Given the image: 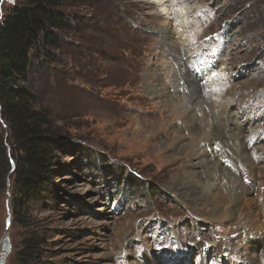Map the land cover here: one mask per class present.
Listing matches in <instances>:
<instances>
[{
	"label": "rangeland",
	"instance_id": "obj_1",
	"mask_svg": "<svg viewBox=\"0 0 264 264\" xmlns=\"http://www.w3.org/2000/svg\"><path fill=\"white\" fill-rule=\"evenodd\" d=\"M22 1L0 0V22ZM76 1L65 8L77 21L71 20L60 33L59 61H46L29 72L38 105L71 145L57 151L60 164L50 180L53 196L28 198L23 210L13 199L12 154L18 152L5 142L11 164L0 185V239L7 229L10 251L3 264H20L18 253L30 230L43 235L44 250L34 264H168L162 252L178 240L204 242L207 264L232 257L242 247L237 224L204 222L211 213L209 202L191 203L185 189L174 185L184 180L183 169L192 167L191 177L203 170L201 164L184 165L188 161L175 154V148L188 143L182 154H192L187 160L194 164L200 159L196 151H205L204 143L213 141L208 139L212 132H191L189 126H199L210 104L195 101L188 90L195 84L181 76L185 88L176 70L190 66L198 50L220 69L230 100L218 106L226 130L220 129L217 137L222 141L216 144L232 150L233 139L240 147L237 156L244 154L250 161L264 141V130L253 137L249 131L256 122L264 127V0H182L188 8L183 13L186 45L174 32L180 20L166 21L143 1ZM162 27L169 31L171 51L158 34ZM160 89H166L173 105L165 104L166 94L155 93ZM2 130L7 134L0 115ZM224 156L217 162L225 172L228 154ZM223 174L220 169L213 173L212 184L219 188ZM212 241L223 246V256H215L216 246L206 247ZM257 245L262 253L263 244ZM142 246L153 252L152 263L143 257ZM194 254L187 257L189 264H199ZM183 261L177 264H186Z\"/></svg>",
	"mask_w": 264,
	"mask_h": 264
},
{
	"label": "bare ground",
	"instance_id": "obj_2",
	"mask_svg": "<svg viewBox=\"0 0 264 264\" xmlns=\"http://www.w3.org/2000/svg\"><path fill=\"white\" fill-rule=\"evenodd\" d=\"M140 1L149 4L148 6L149 9L156 10V12L159 13L166 21L172 19L174 21L179 22L180 20V22L175 25L176 28L174 32L179 34L181 40L183 39L182 45L187 44L185 43V39H184V34L187 33V27H188L186 21L187 16L186 14L183 13L188 8L182 4L183 3L182 0H140ZM159 29H160V33L158 32V34L164 37L165 39L163 43L170 46L169 44L171 43V39L168 42L166 40L167 37L169 39L168 29L166 27L165 28L162 27ZM170 47L169 50L171 51L173 49V46ZM169 55L177 59L179 62H182V59L180 57H177L175 54L170 53ZM204 55L205 54H203L202 50L196 51L195 56L190 63V66L196 69V71L191 70L190 66H185L182 68H177L176 75L179 78L178 82L181 80L183 81L181 83L182 84L184 83V87H185V81L181 78V76H183V78L184 77L190 78L189 80L190 83L195 84L193 85L195 87L188 89L193 93V96H195V101L197 102L205 101L210 104V106H208V109L206 110V113H204L201 116V121L198 123L199 126L194 127L193 125H190L189 127L193 134L202 133L204 136L206 135L208 136L210 132H212V134L209 135L208 139L213 141H211V143H204V147H205V151L208 153L209 162H214V163H212L211 166L206 159L207 154L204 151V148L203 149L198 148L199 150H197L196 152L200 154L199 155L200 159L199 161L193 164V162H189V160H191V157H193L192 154L191 155H186L185 153L182 154L185 149H188L189 144L187 143L186 145L177 146L175 148L176 149L175 154H179L181 158L185 157L186 161H188V163H184V165L192 164V166L193 165L197 166L198 164H201V166L203 165V170L200 171L199 175H197L198 177H191L190 174L192 173L193 175L195 173L191 171L192 167L190 169H188V167L186 169L182 168L184 173V180H179L181 184L175 183L174 185L179 187L181 186V188L185 189L184 193L190 195L191 203L197 200H200L201 202L203 200L205 202L207 201L209 202L208 203L209 208L211 207V210L209 211L211 212L209 213L210 219H208L209 217H206L204 218V222H208L211 225L212 223H220L221 221L225 220V221H229V223L237 224V227L239 229V235H236V237L238 236L237 238L241 240L240 246L242 247L238 248L236 246L238 248L237 249L238 251H236V253L234 252L235 254L232 257L225 258V261H221L218 258L215 264H264V251L261 253L257 250L259 247V245H257L258 242H261L264 248V141L260 140L259 145L257 146V150L254 152L252 151L253 152L252 154L250 153L251 154L250 161L249 158H245L244 154L243 156L241 155L237 156L236 152L238 153L240 147H238L237 142L235 140L232 139L231 141L232 150L226 147V145L224 146L223 144H216V141L221 140L219 139V137H217L219 135L220 129L226 130V123L223 117L224 112L222 111V107L219 110L218 106H223V104L229 102L230 99L227 96L228 95L226 91L227 89L225 88V82L223 78L224 74L222 75L220 69L218 70L217 66ZM169 67L172 66L169 65ZM178 70H180V73H182L181 75L178 73ZM199 77L201 78L200 79L201 83H198L196 80ZM182 84L179 85L183 87ZM160 90L162 92H155V93L157 94L163 93V95L167 93L166 89L165 90L160 89ZM230 90L232 89L230 88ZM183 91L187 93V89ZM166 95L167 96L164 99L165 104L170 106L173 105L174 102L172 103L171 101L167 100L168 98H171V96L168 94ZM230 118L231 117H229L228 121L230 120L231 122L236 123L238 125L236 121ZM214 121L217 122L216 123L217 126H214L212 128L211 125L214 124ZM217 127H222V128H217ZM263 130L264 127L262 123L257 124L256 122V125L252 126L249 131L251 132L250 133L251 137H253L257 133H259V131H263ZM237 133L239 136L240 135L239 132ZM225 138L226 140H228L233 138V136H226ZM198 142L200 143V141ZM242 145H243L242 149L244 150L246 148V145L245 144ZM259 150H261V153H259ZM223 154H225L224 157H227L228 154L225 172H224V168L221 166V163L219 162L220 163L219 164L217 162L218 158H222ZM252 156H254V159ZM201 157L204 158L201 159ZM255 157L257 159H255ZM247 165H251L250 168L248 167L249 170L247 168ZM216 168H218V170L219 169L222 170L224 173L223 175L218 177L220 179L219 188L218 186L212 184V180H211L212 179L211 176H213L212 174L218 171ZM206 175H207V180L205 181V179H203V176ZM242 217H244L245 221L241 220ZM229 225L231 227V224ZM211 243L212 244H206V247L216 246L217 248L215 249V256L216 257H219L220 255L223 256V246L220 245L218 246L216 241H212ZM204 245H205L204 242H196L194 244H190L178 240L176 245L169 246L168 248L164 249L162 252V256L165 258L166 262L168 261V264H177L179 260L183 261V259H184L183 262L189 264L190 259H187V257L194 252L196 261H198L199 264H207L206 263L207 255L205 253ZM141 249L143 251V257L146 258V261L152 263L151 259L153 252H150L149 248L145 250L144 246H142Z\"/></svg>",
	"mask_w": 264,
	"mask_h": 264
},
{
	"label": "trees",
	"instance_id": "obj_3",
	"mask_svg": "<svg viewBox=\"0 0 264 264\" xmlns=\"http://www.w3.org/2000/svg\"><path fill=\"white\" fill-rule=\"evenodd\" d=\"M69 2L74 6L77 1L23 0L13 5L0 22V115L8 129L7 134L0 132V185L10 169L5 146L9 142L18 152L17 156L12 154L16 160L12 187L16 207L21 209L28 198L36 201L43 193L53 196L55 185L50 180L60 164L57 151L71 145L61 139L60 129L38 105L29 75L31 69L46 61H59L60 33L71 26V20L77 21V17L65 13ZM21 244L20 264L39 261L44 250L42 234L30 230Z\"/></svg>",
	"mask_w": 264,
	"mask_h": 264
},
{
	"label": "water",
	"instance_id": "obj_4",
	"mask_svg": "<svg viewBox=\"0 0 264 264\" xmlns=\"http://www.w3.org/2000/svg\"><path fill=\"white\" fill-rule=\"evenodd\" d=\"M8 222H9V217H8ZM0 251L3 255V257L0 258V264H3L5 257L10 251V240L7 229L4 231L3 236L0 239Z\"/></svg>",
	"mask_w": 264,
	"mask_h": 264
}]
</instances>
